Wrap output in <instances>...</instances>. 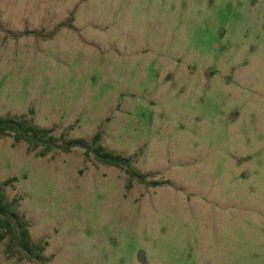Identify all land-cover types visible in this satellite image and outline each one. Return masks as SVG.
<instances>
[{"label":"rangeland","instance_id":"obj_1","mask_svg":"<svg viewBox=\"0 0 264 264\" xmlns=\"http://www.w3.org/2000/svg\"><path fill=\"white\" fill-rule=\"evenodd\" d=\"M0 117L91 140L0 138V182L46 243L0 264H264V0H0Z\"/></svg>","mask_w":264,"mask_h":264},{"label":"trees","instance_id":"obj_2","mask_svg":"<svg viewBox=\"0 0 264 264\" xmlns=\"http://www.w3.org/2000/svg\"><path fill=\"white\" fill-rule=\"evenodd\" d=\"M0 138H12L15 143L23 142L31 150H38V157L61 151L71 153L74 149H82L85 158L93 157L97 162L123 170L130 178L150 187L159 186L157 182L147 181L148 176L138 173L132 168L133 161L107 151L101 144L100 134L91 140L56 138L52 129L42 128L27 117H0ZM16 179L0 182V240H7L8 256L17 255L21 260L44 261V242H34L30 235V226L26 218L17 212V200L9 201L5 195V187Z\"/></svg>","mask_w":264,"mask_h":264}]
</instances>
